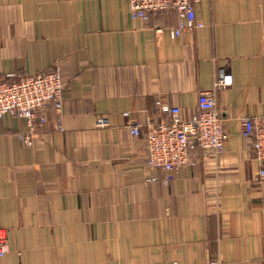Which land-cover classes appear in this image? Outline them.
Wrapping results in <instances>:
<instances>
[{
  "label": "crops",
  "instance_id": "1",
  "mask_svg": "<svg viewBox=\"0 0 264 264\" xmlns=\"http://www.w3.org/2000/svg\"><path fill=\"white\" fill-rule=\"evenodd\" d=\"M129 8L0 0V77L59 70L66 84L62 122L50 106L32 147L24 118L0 119L1 263L264 264V183L242 128L264 115V0H201V25L180 36L175 13L146 21ZM220 71L234 80L217 94L226 151L196 148L191 164L155 173L123 112L159 122L162 99L190 119Z\"/></svg>",
  "mask_w": 264,
  "mask_h": 264
},
{
  "label": "built area",
  "instance_id": "2",
  "mask_svg": "<svg viewBox=\"0 0 264 264\" xmlns=\"http://www.w3.org/2000/svg\"><path fill=\"white\" fill-rule=\"evenodd\" d=\"M128 1L130 15L135 19L148 21L159 13H175L178 20L174 32L177 36L201 25L196 16V7L201 0ZM12 77H0V119L5 115L24 118L26 128L18 135L26 146L32 147L39 135L38 128L47 122L46 114L50 106L54 108L58 121L62 122L66 84L59 70L30 73L14 80ZM233 82L230 73L220 71L213 86L200 91L198 110L190 119L184 118L179 106L173 107L162 99L154 104V109L166 113L168 117L159 122L149 118L141 124L129 111H124L132 133L137 137L146 136L143 157L147 166L155 173L177 172L192 163L190 155L196 148L205 155H222L228 145L229 133L225 128L226 116L219 108L217 94ZM96 124L105 128L109 126V120L99 116ZM242 128L243 135L252 140L255 159L259 164L254 183L259 185L264 183V115L245 116L242 118ZM153 179L157 178L154 176ZM8 234L6 227H0V264L9 250ZM206 264L220 262L211 259Z\"/></svg>",
  "mask_w": 264,
  "mask_h": 264
}]
</instances>
